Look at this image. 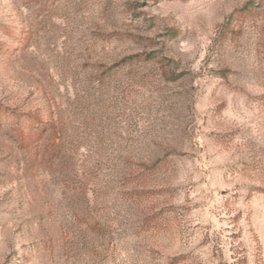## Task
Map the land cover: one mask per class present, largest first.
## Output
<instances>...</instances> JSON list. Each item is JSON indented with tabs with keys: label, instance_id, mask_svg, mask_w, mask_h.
I'll return each instance as SVG.
<instances>
[{
	"label": "rangeland",
	"instance_id": "1",
	"mask_svg": "<svg viewBox=\"0 0 264 264\" xmlns=\"http://www.w3.org/2000/svg\"><path fill=\"white\" fill-rule=\"evenodd\" d=\"M0 264H264V0H0Z\"/></svg>",
	"mask_w": 264,
	"mask_h": 264
},
{
	"label": "trees",
	"instance_id": "2",
	"mask_svg": "<svg viewBox=\"0 0 264 264\" xmlns=\"http://www.w3.org/2000/svg\"><path fill=\"white\" fill-rule=\"evenodd\" d=\"M30 122L34 126L33 128L35 130H39L40 128H42V123H41V121L39 119H36V118L32 117Z\"/></svg>",
	"mask_w": 264,
	"mask_h": 264
}]
</instances>
